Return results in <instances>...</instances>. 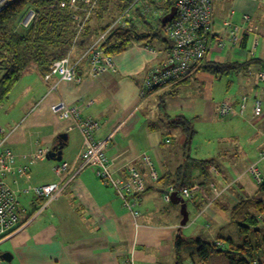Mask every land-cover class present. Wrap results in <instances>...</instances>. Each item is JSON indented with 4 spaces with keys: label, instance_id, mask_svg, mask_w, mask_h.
Returning a JSON list of instances; mask_svg holds the SVG:
<instances>
[{
    "label": "crops",
    "instance_id": "crops-1",
    "mask_svg": "<svg viewBox=\"0 0 264 264\" xmlns=\"http://www.w3.org/2000/svg\"><path fill=\"white\" fill-rule=\"evenodd\" d=\"M214 9V34L204 65L244 64L241 69L225 74L238 78L234 90L229 89L235 85L234 81L224 90L221 79L224 74L217 77L206 69H198L187 82L160 88L143 97L141 79L166 59L169 49V44L159 39L151 44L152 48L131 44L127 50L112 55L114 68L97 78L90 76L87 62L82 61L78 84L63 82L56 76L46 81L36 68L19 81L7 102L0 106L3 129L0 141L14 154L16 167L27 166L29 171L23 176L8 174L4 178L18 193L22 222L14 233L0 240V264H177L175 242L180 236L193 240V232L194 235L199 232L197 238L220 243L223 249L231 245L226 239L240 242L239 231L236 229L231 234L225 227L232 224L233 206L257 193L258 184L249 170L254 166L262 171L259 165L264 164V146L257 155H246L239 167L237 148L233 157L226 147L219 148L222 151L216 156L194 155L191 143L186 148L182 131L169 125L177 117H185L193 125L194 120L186 116L185 109L195 116L199 114L201 121H213L220 117V101L226 99L239 108L243 97L248 101L245 112L248 110L253 118L260 117L264 125V83L258 77L264 68V39L257 40L264 37L260 14L264 11V1H217ZM246 15L249 21L244 20ZM96 21L94 18L88 25L97 27ZM227 21L243 28L238 47L227 40ZM94 36L90 37L88 45L96 39ZM77 43L74 41L68 53L72 61L88 48ZM192 82L198 85L195 96H203L200 112L195 101L174 100L180 96L182 86ZM216 84L221 91L218 99H215ZM156 99L164 110L159 116L151 113ZM256 101L262 102L260 113L255 112ZM58 102L77 106L82 118H92L99 123L94 141L110 139L104 154L116 176L128 178L127 168L134 167L144 177L147 190L140 202H134L132 210L125 207L118 192L104 183L94 168L83 169L55 199L44 201L34 195L35 186L58 184L67 174L74 175L83 160L85 143L75 121L62 120L51 110ZM172 108H181L183 113H176ZM174 131L182 134L183 141L170 149L168 146L173 145L174 140H170L169 135ZM62 134L67 135L61 161L68 163L67 173L56 172L61 162L50 160L47 153L34 161L36 153L56 147ZM145 156L153 164L157 180L151 178ZM205 161L212 162L206 166ZM225 164L239 173L236 179L223 174L227 171ZM179 176V186H203L193 200H186L189 213L186 226H181V206L168 201L161 191L173 186L167 178ZM189 207L193 210L192 216ZM204 223L208 233L202 232ZM192 251L188 246L180 251L183 264L196 263L190 256ZM7 253L10 261L2 259ZM221 257L215 255L208 263L219 264L217 260Z\"/></svg>",
    "mask_w": 264,
    "mask_h": 264
},
{
    "label": "built area",
    "instance_id": "built-area-1",
    "mask_svg": "<svg viewBox=\"0 0 264 264\" xmlns=\"http://www.w3.org/2000/svg\"><path fill=\"white\" fill-rule=\"evenodd\" d=\"M15 1L0 0V12L4 11ZM150 1L155 2V0ZM150 1H144L143 5L140 6V2H143V0H135L132 5L123 10L110 23L107 29L101 31L95 37L96 39L88 45L86 51L77 60L72 61L71 56L67 55L63 59L54 61L49 72L43 76L44 80L49 81L56 76L63 82L67 81L78 84L81 81L79 66L82 61L87 62L88 73L93 78L100 77L102 74L111 71L114 68L113 57L108 54V51L114 45V40L110 41L111 35L118 30L127 29L132 23L139 25L137 12L143 13L149 22H151L150 18L152 16H155L156 19L157 16L161 17L164 14L165 11L162 9L155 10L154 4L150 3ZM217 1L224 0H174L177 14L172 21L163 27V33L169 42L166 59L159 66L148 71L143 79H141L140 94L143 97H146L149 92L160 88H168L183 82L184 79L190 77L205 62L210 41L214 34V4ZM60 4L62 9L65 8L72 15L75 31L74 41L76 43L81 40L79 37H82L90 21L96 17L101 0H70L68 2L62 1ZM35 16L36 12L34 9L28 8L19 20L18 26L28 28L35 20ZM244 20L249 21L250 19L246 15ZM226 27L228 32L227 40L234 47L240 46V30L243 28L233 25L230 21H227ZM220 44L221 46L225 45L222 41ZM146 48L148 49L149 47L146 46ZM258 77L264 83V68L259 72ZM55 88L56 86L53 87V90ZM241 101L239 108L235 107L231 102H222L218 114H220L221 118H229L231 116L243 117L248 105L247 97H243ZM261 105V101H256L255 112L260 113ZM51 110L62 120L69 119L75 121L76 128L81 132L85 143V149L82 153L83 160L79 166L80 168L75 171L74 175L67 174L58 184L35 186L32 189L34 195L44 201L55 199L65 192L66 187L73 178L83 169L94 168L96 174L104 183L112 185L118 190L120 196L130 200L131 205L128 209L132 210V207L140 202L142 195L147 190L145 181L136 168H127L126 173L128 174V178L116 176L104 154L105 149L110 143V139L106 138L103 141L95 142L94 134L99 128V123L92 118H82L81 110L77 106L58 102L51 107ZM2 132L3 129L0 125V136ZM3 145L4 141H0V240L14 233L22 222L18 193L4 182V178L8 174L23 176L29 171L27 166L16 167L14 154L11 150L4 148ZM46 153L48 152L40 151L36 153L34 161L37 158H44ZM144 161L150 168L151 178L157 180L158 175L153 164L146 156L144 157ZM68 169V163L61 162L56 167V172L67 173ZM249 171L250 173L252 172L253 175H251L255 183H264V176L258 167L253 166ZM202 187L200 185L170 186L168 189L169 194L165 195V198L171 201L170 195L177 192L185 200H193L196 194H199L203 190Z\"/></svg>",
    "mask_w": 264,
    "mask_h": 264
},
{
    "label": "trees",
    "instance_id": "trees-1",
    "mask_svg": "<svg viewBox=\"0 0 264 264\" xmlns=\"http://www.w3.org/2000/svg\"><path fill=\"white\" fill-rule=\"evenodd\" d=\"M62 1L70 0H16L0 12V106L7 102L14 87L34 68L44 76L49 72L53 62L65 58L74 46L73 18L65 8H61ZM133 2L134 0H101L95 17L97 27L88 25L86 32L83 33V39L77 44L87 46L91 36L95 35V38L101 31L107 29L110 23ZM152 3L155 10L165 11L161 18L157 16L155 19L157 26L151 24L143 13L137 12L139 25L132 23L127 29L118 30L111 35L110 41L114 40V45L108 51L110 56L127 50L134 42L151 48V44L157 39L169 44L161 34L164 31L161 19L174 7V0H157ZM28 8L34 9L36 18L28 28L21 27L19 30L18 22ZM242 65L244 64L229 62L208 66L203 63L198 71L206 69L218 77L237 71ZM188 79L189 77L175 85L183 84ZM169 125L182 131L184 144L188 148L196 134L191 122L185 117H177ZM210 162L212 161L203 163L208 166ZM203 169L206 170L205 167ZM180 178L179 176L167 179L170 185L179 186ZM185 179L187 180L186 176ZM230 219L239 231L241 237L239 243L226 239L231 245L223 249L222 245L215 241L212 243L200 238L186 240L180 236L175 242L177 264H183L180 251L187 246L194 250L190 256L195 264H207L215 255L226 258L228 264H264V183L258 185L256 195L233 206Z\"/></svg>",
    "mask_w": 264,
    "mask_h": 264
},
{
    "label": "rangeland",
    "instance_id": "rangeland-1",
    "mask_svg": "<svg viewBox=\"0 0 264 264\" xmlns=\"http://www.w3.org/2000/svg\"><path fill=\"white\" fill-rule=\"evenodd\" d=\"M144 1H150V0H143V2H140V6L143 5ZM254 1H259V0H254ZM151 2L153 1H150V3ZM260 14L262 15V19H263L261 23V27L264 29V11L260 12ZM150 21H151V24H153L155 27L157 26L155 16L154 17L152 16L150 18ZM17 28L21 30L20 29L21 27H19L18 25H17ZM161 34L165 37L164 33H161ZM260 39L263 40L264 37L263 38L259 37V39L257 40L259 41ZM134 44L141 45L142 43L134 42ZM221 79L223 80L222 82L224 84V90H226L227 84L230 81H234L235 85L233 86L231 85L229 89H233V90L236 89L237 87L236 83L238 79L236 75L234 74H231L229 76L224 75ZM218 82L220 81H217V83ZM196 86L198 85L195 82L194 83L192 82L190 85H186V84L183 85L181 88L180 96L176 97L174 100L183 101V103H190L192 101H195L196 106H197V112H200L201 108L204 105L203 96L201 95H198L197 97L195 96L196 94H198V92H196ZM214 91H215V99H218L219 97H221V91H220V87L218 84L215 85ZM225 94H228V92H225ZM224 101H226V99L220 102H224ZM154 105L155 106H152L151 108L152 109L151 113L153 114L156 113L155 116H159L162 113H164V110L160 108V104L157 101V99ZM172 111H176V113H183V110L181 108L179 109L172 108ZM184 113L186 114V116H188V118L194 120L193 125L195 129L197 130V134L194 136L193 141L191 142V145H190L192 153L194 155H197V154L206 155V154L211 153L212 155L216 156L218 152L222 151L219 148L226 147L227 149L230 150V153H229L230 157H233L234 148H237L239 157H237L236 160H238L239 167H240L246 155L248 157L257 155L259 148L264 146V125L260 122V117L253 118L248 113V110L247 112H245L246 115L243 117L241 116H231L229 118L216 117L213 121H208V122L199 120V118L197 117L199 114H196L195 116L193 115L192 111H189L187 109L184 110ZM169 139L172 141L174 140V144L171 146H168L170 149H174L178 147L180 144H182V141H183L182 134L176 131H174L171 135H169ZM224 166L226 167L227 171L223 172V174L228 176L229 179H233V180L236 179L239 173L235 172L227 164H225ZM259 167L262 170V175L264 176V164H260ZM139 174L141 175V173ZM246 178H249V177L247 176ZM189 210L192 211L190 215L192 216L193 210L190 207H189ZM205 226H206V223H204L201 226V227H204V230H202V232L208 233L207 230L205 229ZM225 230L228 233L234 234L235 233L234 230H236V227L233 224H229L225 227ZM198 233L199 232H196V234L194 235V232H193L192 236L193 238L195 237L194 239L199 237V235L197 236ZM185 235L188 236L187 233H185ZM217 262H219V264H228L227 259L224 257H221L219 260H217ZM208 264H215V261L212 263H208Z\"/></svg>",
    "mask_w": 264,
    "mask_h": 264
},
{
    "label": "water",
    "instance_id": "water-1",
    "mask_svg": "<svg viewBox=\"0 0 264 264\" xmlns=\"http://www.w3.org/2000/svg\"><path fill=\"white\" fill-rule=\"evenodd\" d=\"M177 14V11H176V8L173 7L170 12L168 13V15L164 16L162 19H161V23H162V26L165 27L168 22L172 21L175 16ZM67 141V135H61L60 136V139H59V143L57 144L56 147H54L53 149H51L50 151H48L47 153V157L50 159V160H53V161H62L63 160V156H62V153H63V149L65 147V143ZM163 194H169V191L168 190H161ZM170 198L172 200V202L174 204H179L181 206V215L183 217L182 219V222H181V226H186L188 224V220H189V213H188V210L186 209V200L184 198H182L177 192L176 193H173L170 195ZM4 258L5 261H10L11 257L10 255L7 254H3L2 256V259Z\"/></svg>",
    "mask_w": 264,
    "mask_h": 264
},
{
    "label": "bare ground",
    "instance_id": "bare-ground-1",
    "mask_svg": "<svg viewBox=\"0 0 264 264\" xmlns=\"http://www.w3.org/2000/svg\"><path fill=\"white\" fill-rule=\"evenodd\" d=\"M134 2H135V0H134ZM133 4V3H132ZM131 4V5H132ZM129 7V6H128ZM79 38H81V39H83L82 37H79ZM74 40H75V31H74V38H73ZM109 187H111L112 189H114L116 192H118V190L117 189H115L112 185H109V184H107ZM121 197V199L122 200H124V203H125V207L126 208H129L130 207V205H131V202H130V200H128L126 197H122V196H120ZM132 213H134V211H132Z\"/></svg>",
    "mask_w": 264,
    "mask_h": 264
}]
</instances>
